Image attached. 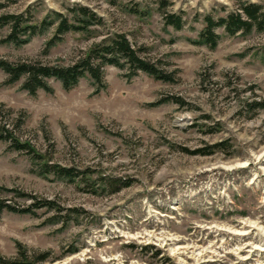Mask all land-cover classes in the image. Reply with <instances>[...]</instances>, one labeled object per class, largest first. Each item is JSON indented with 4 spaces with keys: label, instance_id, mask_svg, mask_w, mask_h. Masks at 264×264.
Instances as JSON below:
<instances>
[{
    "label": "rangeland",
    "instance_id": "obj_1",
    "mask_svg": "<svg viewBox=\"0 0 264 264\" xmlns=\"http://www.w3.org/2000/svg\"><path fill=\"white\" fill-rule=\"evenodd\" d=\"M242 3L264 8V0H0V15L32 23L70 18L79 6L101 20L49 47L56 23L22 46L3 43L2 27L0 60L66 66L124 34L175 78L128 77L108 65L100 90L88 77L70 90L50 78L51 92L31 95L23 79L10 84L0 70V122L18 126L20 141L98 191L43 177L30 154L0 140V188L61 208L34 209L32 197L0 190V199L33 210L0 214L1 257L23 250L31 260L48 253L41 264H264V109L244 107L264 100V31L228 35L217 27L214 49L193 43L204 17L238 13ZM165 14L180 16L182 28L165 26ZM167 97L182 103H157ZM100 177L130 185L111 193L98 187Z\"/></svg>",
    "mask_w": 264,
    "mask_h": 264
},
{
    "label": "trees",
    "instance_id": "obj_2",
    "mask_svg": "<svg viewBox=\"0 0 264 264\" xmlns=\"http://www.w3.org/2000/svg\"><path fill=\"white\" fill-rule=\"evenodd\" d=\"M238 13L229 14L226 17L213 19L211 16L204 17L205 26L199 33L197 40L193 43L197 45H205L214 49L219 41V36L215 33V28L221 27L228 35H235L239 32L250 33L252 30L258 32L264 31V8L255 3H242ZM72 14L70 18L61 14H54L53 20L45 17L41 22L32 23L29 18L24 15L5 14L0 15V28L8 27L9 32L2 40L3 43L13 44L16 46L25 45L30 41L32 36L42 33L51 25L56 23L55 34L47 43L48 47L54 44L55 40H59L60 36L66 32L89 33L92 25L100 24L101 20L86 7H76L70 10ZM134 13L144 16L147 13L134 10ZM165 26H171L175 30H180L183 21L180 16L174 14L164 15ZM145 50L141 47L135 48L124 34H114L113 36L104 38L100 42L94 43L87 51L75 60L72 64L66 66L47 65L39 62L19 61L11 63L0 60V70L8 76L7 82L16 83L23 79V88L31 95H35L38 90L51 92L52 89L48 84V79L57 80L64 90H70L75 87L80 79L88 77L96 86V90H100L104 86V68L108 65L125 69L127 76L131 77L138 71L143 72L156 80L162 82L175 81L174 74L166 72L159 68L155 63L149 61L141 55ZM174 101L181 104L182 101L176 97H167L159 100L161 104L166 101ZM246 111H254L256 109H264V100L261 102L244 101ZM16 128H9L5 122H0V140H5L18 151H26L32 156V159L38 161L40 165L39 174L45 177L49 173L61 180L69 182L78 181L85 183L89 187L90 193H97L95 187L96 182L88 184L86 176L78 179V172L74 168L62 167L57 164H49L44 157L39 154L29 142H22L16 136ZM207 155L210 151L201 152ZM98 187L107 188L111 193L118 192L120 189L128 187L129 182H122L120 178L100 177L98 179ZM6 192H13L18 197H32L35 202L32 204L34 209H54L58 213L61 212L54 201L45 199H36L35 197L20 192L16 189L0 188ZM3 211L13 213H33L31 208H18L4 199H0V214ZM58 221V218L56 222ZM48 258V253H41L34 260L28 258L25 251H20L18 256L13 259H5L0 256V264H41Z\"/></svg>",
    "mask_w": 264,
    "mask_h": 264
},
{
    "label": "bare ground",
    "instance_id": "obj_3",
    "mask_svg": "<svg viewBox=\"0 0 264 264\" xmlns=\"http://www.w3.org/2000/svg\"><path fill=\"white\" fill-rule=\"evenodd\" d=\"M181 122L184 123L185 122V118L181 119Z\"/></svg>",
    "mask_w": 264,
    "mask_h": 264
}]
</instances>
